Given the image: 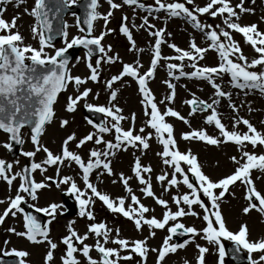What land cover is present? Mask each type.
<instances>
[{"label": "snow or ice", "instance_id": "1", "mask_svg": "<svg viewBox=\"0 0 264 264\" xmlns=\"http://www.w3.org/2000/svg\"><path fill=\"white\" fill-rule=\"evenodd\" d=\"M3 3H10L11 0H0ZM22 0H17V3ZM109 5L107 13L101 14L97 11L98 0H89L86 4V15L83 24L86 29L81 27L80 20L77 19V28L81 35L73 36L71 40L67 38L68 25L63 24V28L59 31V35L64 39V46L54 48L52 45L53 23L52 17L61 14L67 9L77 5V0H34V6L29 14L35 19V24L31 28L33 37L38 38V47L25 45L23 37L16 30V19L6 21L2 18L4 8H0V131L8 136V141L3 143L2 147L8 151L12 149V142L22 144L23 133L22 129L28 127L30 129L29 138L34 146L33 151H24L22 155L27 158H33L36 153L43 152L45 158L42 162H31L26 165L21 171L12 173L13 164L0 159V180L4 181L9 187L14 181L19 178L17 192L14 197L10 196L7 201L0 200V204L6 203V207L0 212V223H3L9 216L15 218L21 214L22 231H16L15 228L9 227L7 231L14 235L26 238L27 241L35 244L46 243L47 250L44 256V264H55L54 250L57 249V244L49 239V230L46 226H42L37 218L30 213L25 212L21 207L25 200L22 193L27 194L33 201L37 199V191L49 186L46 181H51V177H45L44 180L35 181L31 173L39 170L41 173L46 171L45 166L56 165L57 175L60 171V165L74 162L82 170V180L85 187L90 190V195L80 191L76 183L70 176H64L58 181H54L57 188L61 184L70 185L69 190L77 193V201L80 206L79 215L87 217L89 221H94L95 217L90 210V205L94 203L93 198H98L106 208L114 213L120 214L130 221H133L137 230H140L142 225H147L150 229L149 235L155 233L152 229H165L169 222H176L178 218L191 215L197 216L193 211V205L198 206L202 210L201 218L204 226L197 230L194 227H185L184 224L176 222L172 226L167 227L169 235L162 240L161 246L152 248L151 251L157 253L156 264H162L166 255L175 253L178 249H183L190 240L185 239L180 243H171L172 236L182 230L185 234H191L192 237L199 236L205 240L208 245L216 249L217 264H224L226 249L222 240L230 241L233 244V253L245 251L247 254L248 264H264V238L256 241L248 239V228L246 224H241L236 232L228 230L222 214L219 210V202L222 197L228 192L230 186H234L240 182L245 188L244 199L247 205L242 209L244 214H248L251 210H256L264 214V194L256 189L251 178L252 170H258L264 174V151L257 154L255 151L249 152L245 150L248 145L252 149L259 146L264 150V133L258 131L247 119L236 118L232 124V130H227L221 122L218 113L214 107L218 103L219 97H227L230 99V93L221 89L220 85L215 82L217 77H222L224 74L230 76V83L238 89L258 90L264 94V33L257 29L256 24L241 25L238 21L240 13L252 12L253 9L244 7V0H239L235 5L231 4V0H205L203 6L194 5V0H172V2H164V0H155L154 7L149 6V13L163 10L171 17H183L189 21L195 29L200 30L207 41L210 43L208 47H200L195 41H191L187 50L169 44L168 46L174 50L176 55L170 57L161 56V44L164 43L163 35L164 28L149 31V35L154 39L152 47V56L150 66L141 74L139 71L140 65L123 63L118 74L111 76L106 81V87L110 90L111 100H115L117 92L113 90V85L117 82H123L122 78H131L138 84V91L142 94V103L146 106L145 115L148 117L146 127L154 130L155 136L162 151L157 155L161 157L162 163L171 168V173L164 172L156 177L165 192L170 188H176L181 183L186 186L187 192L171 197L172 203L176 210L172 211L168 207V201L157 197L151 186L150 178L145 175L152 172L150 166L141 164L139 157L134 161L132 172L135 178L142 186L141 193L149 198H152L156 205L161 206L164 211L161 218L155 216L147 217L151 209L142 204L139 198L132 193V189L128 186V180L123 174H120L119 179L123 184L124 190L128 193L127 199L130 201L125 206V197L111 199L109 195L101 193L97 187L89 182V174L94 169L102 168L108 175H112L110 161L106 158L115 154L114 150H119L131 146L133 148L147 149L149 147L148 140L153 135L152 132L146 135H141L144 128H140L134 133L133 127L135 116L130 118L131 124L127 130L121 127V121L125 119L119 113L121 109L117 107L95 106L93 104H85L89 111L103 113L107 117H111L113 121L111 126L96 125L92 120H88V124L92 125L97 131L88 133L81 139L76 141L75 134H69L63 141L60 154H53L47 147L43 146L40 138L43 135L46 125L51 123L55 116L54 104L57 101L58 95L65 91L69 84H72L76 90V95H69L66 99L65 110L68 113L75 111L76 106L82 100H85L91 89L82 85L87 81L97 82L99 77V69L101 62L107 64L115 63L119 60L118 55H109L111 45H103L104 37L111 32L101 31L98 35H92L94 22L103 20L106 26L109 18L112 16V10L119 9L121 3H116L114 0H106ZM250 3H255V0H249ZM123 5L138 6L145 8L143 4H139L138 0H122ZM189 5V6H186ZM25 11H28L27 9ZM208 15L212 18L217 16L222 18L224 28L219 25L213 26L210 24H201L199 16ZM143 23L139 27L153 29L154 26L148 22V17L142 18ZM122 22L127 20V17L121 18ZM207 29V31H205ZM119 31L127 38L129 42V51H142L136 49L135 41L127 26H121ZM232 32L240 34L245 43L248 44L256 53V57L250 61L245 57L238 45L232 38ZM74 46H82L86 49V67L89 70V75L86 78L73 76L68 67L69 58L66 55L68 49ZM46 48H53L50 54ZM214 50L219 56V62L216 66H199L197 61L204 58V54L209 50ZM94 51L100 54L95 60V65L91 62V57ZM161 59L166 61H176L167 63L168 75L173 79L187 77L189 79H200L207 81L214 89V97L211 103L203 100H198L195 96L184 101L190 106L189 115L197 111H210L205 118V122L209 125L214 124L218 130L219 137L210 136L205 130H190L183 133L181 139L196 140L206 142L208 145H219L221 143H234L241 155L238 159L232 156L230 159L236 165L231 174L213 181L201 170L197 156L191 151L180 152L176 147V140L173 136V127L165 121V117H174L188 125L189 121L179 112L170 107H166L161 112L155 98L147 86V81L154 75L158 63ZM189 62L191 71H184V61ZM257 66L260 71H255ZM174 70L178 71V76L174 75ZM164 83L170 90L165 96L164 101L172 102L175 96L174 83L165 80ZM233 112L236 107L230 104ZM264 123V121H262ZM242 124L246 127V131L240 133L236 131L237 125ZM68 125V120L62 119L60 127L64 128ZM114 131V141H103L100 134L110 133ZM76 141V148H80L88 141H93L99 145L105 144L103 151L91 150L87 162L82 160L81 156L70 151L68 148L69 142ZM104 157L105 159H102ZM18 163V161H17ZM182 165L186 166L183 167ZM189 173L195 177V183L190 181ZM179 177V179H178ZM260 177H257L259 179ZM116 181H113L115 183ZM218 190V192L216 191ZM207 198V203L201 198ZM59 205L53 203L45 208H37L36 211L43 212L46 215L55 218L56 210ZM112 229L108 228L103 222H92L88 225L87 231L84 234H78L71 227V223L67 228V235L61 238V243L65 246V250L60 257V264H80V260L76 254L79 253L86 260L87 264H119L121 260H130L132 254L140 257L138 264H143L149 248L146 239L129 241L124 238H119V230H116V238L111 242L116 247H106L105 244L109 241V233ZM97 237L95 242V251L99 254V259H94L90 256L92 246L85 243L89 235ZM38 237L40 239H38ZM101 238L103 243H101ZM7 244V241L4 242ZM198 256L196 264H205V254L209 252L208 247L196 245ZM128 250V255L121 256L120 250ZM253 253L257 257L253 258ZM4 256H13L17 258V264H27L26 259L29 253L25 250L11 249L3 251ZM187 264V261H185Z\"/></svg>", "mask_w": 264, "mask_h": 264}, {"label": "rangeland", "instance_id": "2", "mask_svg": "<svg viewBox=\"0 0 264 264\" xmlns=\"http://www.w3.org/2000/svg\"><path fill=\"white\" fill-rule=\"evenodd\" d=\"M116 2H120V0H114ZM122 1V0H121ZM147 1V0H146ZM201 0H194V5H197V2ZM205 1V0H204ZM249 2V0H247ZM257 0H255L256 2ZM144 2V0H141ZM167 2H172V0H167ZM202 3V1H201ZM264 5V4H263ZM260 5L259 9L254 10L250 16L248 21L239 22L241 25H251L256 24L257 29L264 33V6ZM34 6V0H22V2L17 3V1L11 0L10 3L0 2V8H4L2 18L6 21L11 20L12 17H17L16 19V30L19 31L20 35L23 37V43L25 45H31L32 47H38V38L33 37L31 32L32 26L35 24V19L29 14L31 8ZM28 11H25V10ZM137 9V8H135ZM137 11H141L138 10ZM116 12H122L119 16L127 17L126 21L122 20L117 21L116 17L118 15H112L109 18L108 24L105 26V30L111 29L112 31L108 33L106 37H104L102 44L107 46V44L111 45V52L109 55H118L119 60L112 64L101 62L99 69V77L97 82L87 81L85 85H82L80 90L82 91L84 87L91 89L89 96L79 102L78 108L72 113H68L65 110L66 105V97L71 95H76V90L72 84H69L67 90L62 94L61 98L58 101L57 107H55V116L51 122V124L45 129L46 132L41 136L40 142L43 146L47 147L53 154H60L62 141L69 135L75 134L76 141L81 139L83 136L88 133H95L97 130L92 127V125L88 124L86 121V117L83 113V108L85 104H94V105H105L108 107H117L121 109L119 113L125 119L121 121V127L124 130H127L131 124L130 118L134 114L135 121L131 126L133 127L134 133L138 132L140 128H144V132L140 133L141 135H146L149 132H152L153 135L148 140L149 147L147 149H141L139 147L133 148L131 146L119 150H114L115 154L107 157L109 160L110 167L112 169V175H108L102 168L94 169L89 174V182L97 187V190L101 193L109 195L111 199H117L119 197H125V206L127 207L130 202L127 197L128 193L124 190L123 184L120 182L119 176L123 174L124 177L130 178L128 180V186L132 189V193H134L140 200L142 204L147 206L151 211L145 214L147 217L155 216L156 218H161L164 209L156 205L152 198L144 196L140 188L142 187L132 172V168L134 166V161L137 157H139L140 162L144 166H150L152 172L145 175L146 178H150L152 190L154 194L168 201V207L175 211L176 207L172 203L171 197L179 194H183L187 192L186 186L182 183L178 185L176 188H170L169 191L165 192L159 182H157L156 177L164 172L171 173L172 169L165 166L162 163V159L157 155L158 152L162 151V147L159 144L154 130L149 127H146V123L148 117L145 115V111L142 108L139 94L136 93L133 86H135L129 79L122 78L123 82L117 81L113 85V90L117 92V96L115 100H111L110 98V90L106 87V81L111 78V76L116 75L121 70L123 63H133L136 60L142 61L141 56L138 51H129V42L127 38L119 31L120 23H123L127 26L131 32L133 33V40L135 41V45L139 48L144 44L143 39L148 35V30L145 28L143 31L137 33L133 32L134 27L138 24L140 16L138 17V12L133 11L132 9L127 10L123 9L121 11L116 10ZM115 12V14H116ZM143 18V17H141ZM72 19V18H71ZM77 18H73L71 20L74 22L73 26H70L69 29L72 31L67 35L71 38L73 36L80 35L81 33L78 31L76 26ZM171 20L157 19L149 20V24L154 26V29L164 28L167 29L168 34H170L169 40L170 42H174L176 45L181 46L180 44H184L180 37L175 36V33L171 31L173 24L169 23ZM182 21L186 23V19L182 18ZM182 23V22H181ZM141 25V24H139ZM167 26V27H166ZM173 29V28H172ZM169 30V31H168ZM232 38L235 42L238 43L243 55L247 57L250 61L251 59L256 57L253 49L245 43L243 37L240 34H236L232 32ZM198 46H200V41H195ZM242 44H246L247 48H241ZM145 45V44H144ZM154 45V43H153ZM185 46V45H183ZM152 44L149 47V54L146 60H143V63H147L149 61L150 56L152 54ZM186 47V46H185ZM55 48H58L55 47ZM50 54L52 53V48H46ZM161 53H164V50L161 49ZM82 56V61L73 64L70 72L73 76H80L81 78H86L89 75V70L86 67V58L85 54L81 53L77 57ZM76 57V58H77ZM99 58V56L97 57ZM97 58L91 59L93 65H95V60ZM202 66H215L210 62L204 63ZM86 68V70H83ZM160 71H158V74ZM158 77V75H157ZM180 79V78H179ZM223 78H220L222 82ZM197 81H201L197 79ZM207 82V81H206ZM223 83V82H222ZM224 84V83H223ZM151 93L155 98V102L157 103L158 109L163 112L166 107H170L175 111L179 112L181 116H184L188 119L189 124H184L181 120L176 119L174 117H165V121L172 125L173 127V136L176 140V147L180 152L191 151L192 154L197 156L198 163L201 166V170L205 175H207L213 181L223 178L224 176L231 174L235 164L231 161L232 156H236L238 159L240 158V151L237 150V146L234 143H221L219 145H208L206 142L196 141V140H183L181 136L183 133H186L190 130H199L202 129L206 122L203 123L198 120L197 115H205V117L210 114L211 110L208 111H197L194 115H189L190 106L186 105L184 101L191 99L195 96L198 100L205 101V98L196 96V93H186L184 91H175V96L172 102L164 101L165 96L162 93L161 87L159 85V81L155 78L148 85ZM133 89L134 92H131ZM222 89V88H221ZM170 92V91H169ZM169 94V93H168ZM212 95V94H211ZM226 99V97H219ZM218 98V99H219ZM213 99H216L214 95H212L210 102L207 100L205 102L211 103ZM231 104L235 105L236 111L233 112L232 108L221 110L220 106L214 105L221 122L225 125L227 130H232L233 121L236 118L247 119L258 131L264 133V94H261L258 90L248 89L240 90L239 97L236 101L231 102ZM62 119L68 120V125L64 128L60 127V121ZM106 123L110 127L112 124V120L108 119ZM215 127V126H214ZM236 131L243 133L246 131V127L242 124L237 125ZM210 136L219 137L212 132L207 133ZM103 137V141H111L114 139V131L110 133L100 134ZM8 139L5 136H2L0 139V159H4L7 162L13 164L12 173L17 171H21L24 168L25 163L29 162H37L40 163L45 158V154L41 151L36 153L33 158L24 157L21 155L15 158H9L7 151L2 147L3 143L7 142ZM74 142H69L68 148L70 151L81 156L82 160L87 162L88 155L91 150L103 151L105 149V144L101 143L99 145L95 144L93 141H88L80 148H76ZM34 146L30 142L29 134H27L22 152L24 151H33ZM245 150L249 152L255 151L257 154H260L262 150L259 146L256 149H252L250 145L247 146ZM102 159H105L102 157ZM18 161V163H17ZM184 167V165H182ZM60 171L57 175L56 165L53 166H45L46 171L41 173L39 170L34 172V178L37 182L44 180L45 177H51V181H46L49 186L37 191V199L33 201L27 194L22 193L26 199L31 200V202L40 207L45 208L49 204H57L59 207L56 210L55 218L49 217L48 225L46 226L49 230V239H51L54 243L57 244V249L54 250V260L55 264H60V257L65 250V246L60 242L61 238L67 235L68 225L71 223V227L78 234H84L87 231V227L92 222H103L107 225L108 228L112 229V232L109 233V241L105 244L106 247H116L111 241L116 238V230H119V238H124L129 241L134 240H143L146 239L147 246L149 248V252L147 253L148 259H144L143 264H156L157 253L152 252V248H159L161 246L162 240L165 236L169 235L167 232V227L172 226L174 223L179 222L185 225V227H194L197 230L201 229L204 226V222L202 221L201 214L202 210L193 205V211L197 213L196 217L191 215H187L181 218H178L176 222H169V225H166L165 229H152L155 234L149 235L150 229L147 225H142L140 230H137L134 226L133 221L128 220L120 214H110V211L105 208V205L98 199L93 198L94 203L90 205V210L93 212L95 217L94 221H89L87 217H81L79 215V210L72 215H64L61 214L62 210V198L61 192L62 190H67L70 185L61 184L59 188L55 186L54 181H58L60 178L64 176H70L72 180L76 183L77 188L80 191H83L90 195V190H88L82 180V170L72 163H65L59 166ZM186 168V166H185ZM257 177H260L257 179ZM251 178L253 179L254 186L258 191L264 194V174H261L258 170H252ZM179 179V177H178ZM113 181H116L113 183ZM19 184V178L13 182V184L9 187L4 181L0 180V200H6L7 198L12 196L14 197L17 192V187ZM8 188V189H7ZM16 189V190H15ZM218 192V190H216ZM75 198L77 199V193L74 192ZM202 195V194H201ZM245 188L240 183L237 182L234 186H230L228 192L224 197L221 198L219 202V210L222 214V217L225 221V224L228 230L232 232H236L241 224H246L248 228V239L251 241H256L258 239L264 238V214L256 210H251L248 214H244L242 209L247 205V201L244 199ZM206 203L207 198L201 197ZM6 205V204H5ZM4 204L0 205V212L5 206ZM80 207V206H79ZM60 210V211H59ZM112 213V212H111ZM19 218V219H18ZM18 224V231H22V218L17 215L15 218L9 216L4 221V223H0V253L5 250H11L13 248L18 250H25L29 253L28 257L25 258L27 264H44V256L47 250L46 243H31L27 241L26 238H21L13 233H9L7 229L9 227H14V224ZM17 227V225H16ZM38 239H40L38 237ZM185 239L190 240V242L183 248L178 249L175 253H170L166 255L162 264H196V258L198 256V251L196 245L199 244L204 247L209 248V252L205 254V264H217V255L216 249L212 248L205 240L200 239L199 236L192 237L189 234L184 239H174L172 237L171 243H180ZM97 237L94 235H89L88 239L85 241L88 245L92 246V250L90 251V256L94 259H99V254L95 251V242ZM7 241V244L4 242ZM178 241V242H177ZM101 243H103V239L101 238ZM128 250L121 249L120 255L125 256L128 255ZM253 258L257 257L256 253H253ZM77 258L80 260V264H87L86 260L79 253L76 254ZM140 261V257L136 254H132V258L130 260H121L119 264H138ZM224 264H231L230 260L225 256Z\"/></svg>", "mask_w": 264, "mask_h": 264}, {"label": "bare ground", "instance_id": "3", "mask_svg": "<svg viewBox=\"0 0 264 264\" xmlns=\"http://www.w3.org/2000/svg\"><path fill=\"white\" fill-rule=\"evenodd\" d=\"M239 2V0H231V4H233V5H235V4H237ZM261 4H262V2H261ZM204 4H199L198 6H203ZM107 4L105 3V0H104V4H103V8L101 9V14H104V13H106L107 12ZM189 6V5H188ZM189 7H191V6H189ZM244 7H246V8H248L246 5H245V2H244ZM250 13L251 12H244V13H240L239 15H240V19H244V20H248V17H249V15H250ZM239 19V20H240ZM199 20H200V22H202L203 24H208V22L210 21L211 22V25H213V26H216V25H219L218 24V19H217V17L216 18H209V16L208 15H201V16H199ZM221 20H222V18H221ZM98 23H99V25L97 26L98 28H96V33L97 34H99L101 31H104V28H103V26H102V21H98ZM173 26L172 27H175L174 29L177 31L176 32V36H178V35H180V36H183V40H184V44H186L191 38H194V39H198V38H201L202 40H204L203 38H205V36L203 35H201L200 34V32H194V31H192L190 28H188V30H187V27L183 24V23H180L179 21H173ZM191 24V23H190ZM220 26V25H219ZM178 38H180L179 36H178ZM206 41V40H205ZM62 44H64V39H63V41H61V45ZM211 50L209 49L205 54H204V58L207 56V54L210 52ZM212 54H215V55H212ZM212 56L213 58H215V57H218V54L216 53V52H210L209 53V56ZM77 60V59H76ZM203 60V59H202ZM202 60H199V61H197V63L198 64H200V62L202 61ZM76 62V61H75ZM164 62V61H163ZM218 62H219V57H218ZM166 66V70H167V73L166 74H164L162 77H161V80L159 81V85H161V89H162V93H163V95L164 96H166V95H168V93H169V89L167 88V85L164 83V81L165 80H168V81H170V82H172V83H174V85H175V90H180V92L181 91H184V92H186V93H190L189 92V89L190 88H193V89H195L196 90V92L198 93V94H200V95H202V96H204V97H206V98H208V97H210L211 96V94L213 95V92H212V90L210 89L209 90V88L207 87V85H206V83H203V84H201V82L199 83V85H197V83H194L195 81H189L190 79H187V78H184V79H182V80H180V81H178V82H176V80L175 79H173L171 76H169L168 75V69H167V64L165 65ZM189 67V66H188ZM190 68V67H189ZM253 70H257V71H259V69H258V66L255 68V69H253ZM175 75V74H174ZM226 75L227 74H224V76L226 77ZM169 77H171V80H169ZM227 78V84H228V87H229V93H230V99L229 98H227L226 97V99H223V98H219L218 99V103H217V105L218 106H220L222 109H223V107H225V109H227L228 110V107H229V105H230V103L231 102H233V101H236V99L239 97V94H238V92H239V89L238 88H235V87H233L232 86V84L230 83V76H228V77H226ZM131 92H134L133 90L131 91ZM224 110V109H223ZM229 111V110H228ZM192 116H193V114H192ZM198 117V120L200 121V122H204L205 121V115H198L197 116ZM203 130H205L206 131V133H208V132H212L213 131V133L214 134H216L217 136H219V133H218V130L214 127V124H212V125H209V124H205V126L202 128ZM255 170V169H254ZM106 208V207H105ZM107 209V208H106ZM108 210V209H107ZM110 214H112L113 215V213H111L110 212ZM223 242H229V243H232V242H230V241H224V240H222Z\"/></svg>", "mask_w": 264, "mask_h": 264}, {"label": "water", "instance_id": "4", "mask_svg": "<svg viewBox=\"0 0 264 264\" xmlns=\"http://www.w3.org/2000/svg\"><path fill=\"white\" fill-rule=\"evenodd\" d=\"M14 145H15V143H14ZM14 263L16 264V261H14Z\"/></svg>", "mask_w": 264, "mask_h": 264}]
</instances>
